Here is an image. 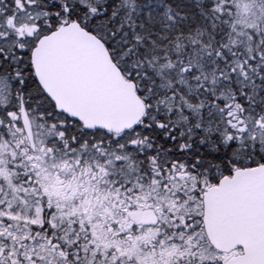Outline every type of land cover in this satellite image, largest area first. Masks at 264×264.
Returning <instances> with one entry per match:
<instances>
[{"label": "snow or ice", "instance_id": "6c2138e0", "mask_svg": "<svg viewBox=\"0 0 264 264\" xmlns=\"http://www.w3.org/2000/svg\"><path fill=\"white\" fill-rule=\"evenodd\" d=\"M0 264H264V0H0Z\"/></svg>", "mask_w": 264, "mask_h": 264}]
</instances>
